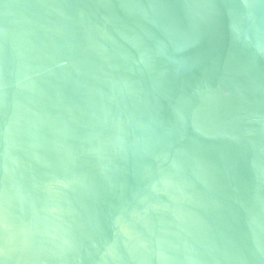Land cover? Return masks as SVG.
Instances as JSON below:
<instances>
[{
  "label": "water",
  "instance_id": "water-1",
  "mask_svg": "<svg viewBox=\"0 0 264 264\" xmlns=\"http://www.w3.org/2000/svg\"><path fill=\"white\" fill-rule=\"evenodd\" d=\"M0 264H264V0H0Z\"/></svg>",
  "mask_w": 264,
  "mask_h": 264
}]
</instances>
